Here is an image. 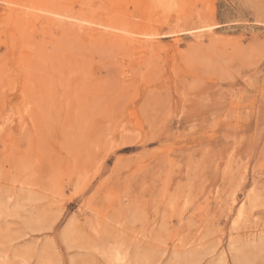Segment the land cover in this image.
Instances as JSON below:
<instances>
[{
    "label": "rangeland",
    "instance_id": "374dc122",
    "mask_svg": "<svg viewBox=\"0 0 264 264\" xmlns=\"http://www.w3.org/2000/svg\"><path fill=\"white\" fill-rule=\"evenodd\" d=\"M164 1L0 0V264H264V0Z\"/></svg>",
    "mask_w": 264,
    "mask_h": 264
},
{
    "label": "bare ground",
    "instance_id": "6f19581e",
    "mask_svg": "<svg viewBox=\"0 0 264 264\" xmlns=\"http://www.w3.org/2000/svg\"><path fill=\"white\" fill-rule=\"evenodd\" d=\"M147 1H150V3L154 2L153 5H155V4H157V3H159V5H160L161 2H162V4H165V1H164V0H147ZM167 1H168V0H167ZM150 3H149V4H150ZM151 5H152V4H151ZM9 15H10V14H9ZM11 17H12V16H11ZM8 18H9V17H8ZM11 20H12V19H11ZM112 30H113V29H112ZM89 31H90V30H89ZM14 32H15V31L8 32V33H9V38H10V40H11L12 42H13V40H14V43H15V42H16L15 39H16V40H18V39H17L16 36H15L16 32H15V33H14ZM19 32H20V31H19ZM123 32H124V31H123ZM20 33H21V32H20ZM21 35H22V34H21ZM21 35H20V37H22ZM84 36H85V35H84ZM88 36H89V35H88ZM115 36H117V35H115ZM17 37H18V36H17ZM20 37H19V38H20ZM118 39H119V36H118ZM10 40L8 41V45H7V46H10V48H11V47H14V46H13L14 43H13V44H12V42L10 43ZM113 40H114V39H113ZM88 41H89V40H88ZM104 41H105V43H106V40H104ZM19 42H20V41H19ZM119 42H120V41H119ZM96 43H97V42H96ZM105 43H104V44H105ZM5 44H6V43H5ZM18 44H19V43H18ZM20 44H21V43H20ZM7 46H6V52H5V53H6V56H7V53H8L10 50L12 51V48L10 49V48L7 47ZM16 46H18V45L16 44L15 47H16ZM27 46H28V45H27ZM57 46H58V45H57ZM129 46H130V45H129ZM15 47H14V50H16ZM7 48H8V49H7ZM19 48H21V46H20ZM28 48H29V46H28ZM126 48H128V46H127ZM129 48H131V47H129ZM107 49H108V47H107ZM20 50H21V49H20ZM30 50H31V49H30ZM125 50H127V49H125ZM12 52L14 53V51H12ZM12 52H11V53H12ZM15 53H16V52H15ZM18 53H19V52H18ZM16 54H17V53H16ZM19 54H20V53H19ZM19 54H18V55H19ZM1 55H2V54H1ZM129 55H130V54H129ZM11 56H12V55H11ZM35 56H36V55H35ZM20 57H21V56H20ZM20 57H19V59H20ZM28 57H29V56H28ZM17 58H18V57H17ZM17 58H15V59H17ZM6 59H8V58H6ZM27 59H28V58H27ZM21 60H22V61H25V60L22 59V57H21L20 61H21ZM34 60H35V59H34ZM53 60H54V59H53ZM56 60H57V59H56ZM20 61H19V63H20ZM32 61H33V60H31V62H32ZM7 62H8V60H7ZM34 62H36V61H34ZM27 63H28V61H27ZM22 64H23V62H22ZM24 64H25V63H24ZM31 65H32V64H31ZM24 67H25V66H24ZM10 68H11V65H10ZM22 68H23V66L21 67V69H22ZM28 68L32 69L31 66L28 67ZM28 68H26V69H28ZM33 68H34V67H33ZM14 69H15V68H14ZM14 69H13V70H14ZM26 69H23V71L26 70ZM30 69H29V70H30ZM7 70L10 71L9 74L12 73V72H11V69L9 70V67H7ZM7 70H6V71H7ZM8 71H7V72H8ZM15 71H16V70H15ZM18 71H19V70H18ZM58 71H59V70H58ZM27 72H28V71H27ZM16 73H21V74H20L21 76H22V74H23L22 71H20V72H16ZM70 73H71V72H70ZM126 74H127V73H126ZM11 75H12V74H11ZM17 75H18V74H17ZM4 76H5V75H4ZM27 76H29V74H28ZM6 77H7V75H6ZM8 77H9V76H8ZM17 77H18V76H17ZM22 77H23V76H22ZM2 78H3V77H1V80H2ZM24 78L27 79V77H25V75H24ZM28 78H29V77H28ZM7 79H11V77H9V78H7ZM1 80H0V81H1ZM3 81H4V78H3ZM60 83H61V82H60ZM14 86H15V85H14ZM68 87H69V86H68ZM23 90H24V89H23ZM100 90H101V89H100ZM52 91H53V90H52ZM59 91H60V90H59ZM111 92H112V91H111ZM107 93H108V92H107ZM21 94H22V93H21ZM50 95H51V94H50ZM57 96H58V94H57ZM57 96H56V97H57ZM47 97H48V96H47ZM57 98H59V97H57ZM72 98H73V97H72ZM100 98H101V97H100ZM48 99H49V98H48ZM48 99H47V100H48ZM51 99H52V98H51ZM102 99H103V98H102ZM56 100H59V102H60V99H56ZM94 100H96V99H93V101H94ZM88 101H89V100H88ZM93 101H92V99H91V103H93ZM102 101H103V100H102ZM55 102H56V101H55ZM64 102H65V101H64ZM52 103H53V102H52ZM52 103H51V104H52ZM66 103H68V102H66ZM77 103H78V101H76V104H77ZM87 103H88V102H87ZM91 103H90V104H91ZM53 104H54V103H53ZM60 104H63V103H60ZM74 104H75V103H74ZM90 104H89V107H90ZM98 104H99V102H98ZM101 104H102V103H101ZM29 105H30V104H29ZM29 105H28V106H29ZM85 105L87 106L88 104L85 103ZM94 105H95V104H94ZM54 106H55V105H54ZM63 106H65V105H63ZM29 107H30V106H29ZM78 107H79V104H78L77 108H78ZM82 107H83V106H82ZM95 107H96V106H95ZM100 107H101V106H100ZM106 107H107V106H106ZM70 108H71V107H70ZM83 108H84V107H83ZM85 108H86V110L88 109L87 107H85ZM98 108H99V107H98ZM75 109H76V108H75ZM92 109H93V106H92ZM63 110H64V109H63ZM90 110H91V108H90ZM100 110H101V109H100ZM76 111H77V110H76ZM79 111L81 112L82 110H79ZM79 111H78V112H79ZM102 111H103V113H104L105 110H102ZM114 111H115V110H114ZM78 112H77V113H78ZM90 112H91V116H92V114L95 113V112L92 113L93 110L90 111ZM112 112H113V111H112ZM26 113H27V112H26ZM70 113H71V112H70ZM47 114H48V113H47ZM97 114H99V113H98V110H97ZM100 114H101V113H100ZM26 115H27V114H26ZM78 115L80 116V113H79ZM82 115H83V114H82ZM87 115L89 116V114H87ZM94 115L96 116V114H94ZM94 115H93V116H94ZM79 116H77L76 118L78 119ZM99 116H100V115H99ZM85 117H86V116H85ZM92 118H93V117H92ZM92 118H91V119H92ZM107 118H108V117H107ZM3 119H4V118H3ZM29 119H30V118H29ZM80 119H81V116H80ZM82 119H84V118H82ZM85 119L87 120V118H85ZM93 119H94V118H93ZM56 120H57V119H56ZM86 120H85V121H86ZM88 120H89V118H88ZM57 121H58V120H57ZM57 121H55V122H57ZM80 121H81V120H80ZM82 121H83V120H82ZM77 122H78V121H77ZM80 124H82V123H80ZM123 124H124V123H123ZM85 125L87 126V123L84 124V126H85ZM88 125H89V124H88ZM74 126H75V125H74ZM59 127H60V126H59ZM64 127H65V126H64ZM84 128H86V127H84ZM56 129H57V128H56ZM110 129H111V128H110ZM78 130H79V129H78ZM83 130H84V129H83ZM56 131H57V130H56ZM76 131H77V130H76ZM84 131H85V130H84ZM49 132H50V131H49ZM79 132H80V131H79ZM123 133H124V132H123ZM56 134H57V133H56ZM63 135H64V134H63ZM80 135H81V134H80ZM47 137H48V136H47ZM47 137H46V139H47ZM48 139H49V137H48ZM58 139H59V138H58ZM121 139H122V138H121ZM29 140H30V139H29ZM69 140H70V139H69ZM34 141H35V140H34ZM41 142H42V140H41ZM41 142H40V143H41ZM49 142H50V141H49ZM38 144H39V142H38ZM44 144H45V143H44ZM122 144H123V143H122ZM124 144H125V143H124ZM49 145H50V144H49ZM117 145H118V144H117ZM126 145H127V144H126ZM33 146H34V145H33ZM39 146H40V144H39ZM118 146H119V145H118ZM34 147H35V146H34ZM43 147H46V146H43ZM43 147H42V148H43ZM50 147H51V145H50ZM116 147H117V146H116ZM40 148H41V147H40ZM53 149H54V147H53ZM50 150H51V149H50ZM31 151H32V150H31ZM54 151H56V149H55ZM47 152H49V151H47ZM38 153H39V152H38ZM52 153H53V152H52ZM44 154H45V152H44ZM47 154H48V153H47ZM49 154H51V153H49ZM49 154H48V155H49ZM105 154H106V153H105ZM36 155H37V154H36ZM55 155H56V154H55ZM48 157H49V156H48ZM51 159H52V158H51ZM99 160H100V159H99ZM102 160H103V159H102ZM48 163H49V161H48ZM98 163H99V162H98ZM51 164H53V162H51ZM99 166H100V165H99ZM54 167H55V166H54ZM83 170L85 171V169H83ZM93 170H94V169H93ZM97 170H98V169H97ZM83 173H85V172H83ZM35 174H36V173H35ZM80 174H81V173H80ZM51 176H52V175H51ZM60 176H61V175H60ZM83 176H85V175H83ZM83 176H79V178H81V177H83ZM87 177H88V179H89V176L86 175V178H87ZM84 178H85V177H84ZM84 178H83V179H84ZM91 178H92V177H91ZM50 179H51V178H50ZM56 180H57V179H56ZM49 181H50V180H49ZM83 181H84V180H82V182H83ZM79 182H80V181H79ZM82 182H81V183H82ZM86 182H87V181H86ZM86 182L83 183V187H84V184H85ZM87 183H88V182H87ZM79 187H80V186H79ZM84 188H85V187H84ZM96 193H97V192H96ZM77 195H78V194H77ZM92 195H93V194H92ZM92 198H93V197H92ZM93 199H94V198H93ZM89 202H90V200H89ZM45 219H46V218H45ZM53 220H54V219H53ZM41 221H42V220H41ZM43 223H44V226H46V229H47V228H48V229H51V228H50V222H49V224H45V222H43ZM47 223H48V222H47ZM38 225H39V224H38ZM34 228H35V225H34ZM43 228H44V227H43ZM35 230H37V228H36ZM105 254H106V253H105ZM113 254H115V253H113ZM107 256H108V255H107ZM108 257H109V256H108ZM109 258H110V257H109ZM113 258H114V257H113ZM114 259H115V258H114ZM114 259H113V260H114ZM116 259H120V257H116ZM122 259H123V258H122ZM122 259H121V260H122ZM109 260H110V259H109ZM115 261H116V260H115Z\"/></svg>",
    "mask_w": 264,
    "mask_h": 264
}]
</instances>
